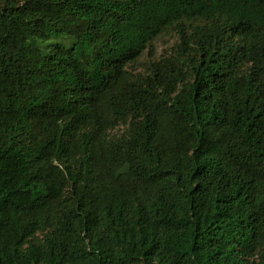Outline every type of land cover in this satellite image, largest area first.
Masks as SVG:
<instances>
[{"label":"trees","instance_id":"16d2710c","mask_svg":"<svg viewBox=\"0 0 264 264\" xmlns=\"http://www.w3.org/2000/svg\"><path fill=\"white\" fill-rule=\"evenodd\" d=\"M0 264H264V0H0Z\"/></svg>","mask_w":264,"mask_h":264},{"label":"rangeland","instance_id":"374dc122","mask_svg":"<svg viewBox=\"0 0 264 264\" xmlns=\"http://www.w3.org/2000/svg\"><path fill=\"white\" fill-rule=\"evenodd\" d=\"M176 37L173 32H165L162 35L158 36L155 40L152 41V51H155V57H159L162 53L166 52L175 42ZM147 60V54H143L142 57L135 62L131 69L135 72H140L145 65Z\"/></svg>","mask_w":264,"mask_h":264}]
</instances>
